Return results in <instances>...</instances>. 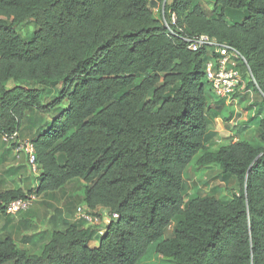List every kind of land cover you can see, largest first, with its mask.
<instances>
[{"label":"trees","instance_id":"obj_1","mask_svg":"<svg viewBox=\"0 0 264 264\" xmlns=\"http://www.w3.org/2000/svg\"><path fill=\"white\" fill-rule=\"evenodd\" d=\"M154 1L161 21L150 0H0V135L20 139L28 111L57 113L31 139L36 187L1 193L0 214L33 191L82 180L85 208L118 215L95 248L94 229L74 225L50 232L39 255L0 237V264H264V0H213L209 14L200 0ZM27 21L36 31L24 41L15 27ZM198 35L242 56L261 98L251 108L257 142L210 146L211 48L192 52L182 40ZM192 164L233 181L231 200L185 201Z\"/></svg>","mask_w":264,"mask_h":264},{"label":"rangeland","instance_id":"obj_2","mask_svg":"<svg viewBox=\"0 0 264 264\" xmlns=\"http://www.w3.org/2000/svg\"><path fill=\"white\" fill-rule=\"evenodd\" d=\"M200 1L205 12L209 14L213 9V0ZM149 7L154 16L161 21L160 14L162 9H160L159 5L149 2ZM15 30L21 39L28 41L31 40L36 27L32 21H27L16 25ZM240 70L245 79V70L242 67H240ZM58 91L59 88H53L48 91L44 102L50 103L54 100L57 97ZM207 100L211 105L212 113L215 115L209 125V143L212 148H218L231 141L247 140L255 143L259 140L258 121L253 126L250 125V120L246 122L241 120L242 114L244 116L246 113L249 117L252 113L254 114L255 110H251L252 104H259L261 101L258 93L252 99H237L232 103L221 104L216 100L213 93L209 91L207 93ZM63 105L66 107V103ZM45 123L46 121H44L43 117L33 114L30 122L25 121L20 139L33 140L32 132L34 127ZM32 126L34 127L32 128ZM7 148L10 150H7ZM16 182L26 192L36 187L34 185H37L35 178L29 171L24 156L17 157L12 152L10 144L4 143L0 139V188L8 189L11 187V184H15ZM183 185L185 201L193 197H214L220 201H229L238 189L233 181H222L217 167H198L195 164L190 165L186 169L183 175ZM84 187L85 183L82 180H73L61 190L41 196L39 201L34 203L28 211L16 216L17 218L6 217L0 214V237L11 238L19 249L26 251L30 255H39L43 243L49 238L50 232L54 230L64 231L67 227L74 225L80 228L94 229L93 239L89 247L95 248L98 245L100 237L98 230L104 229V225L102 222H98L97 225H89L77 220L75 216L77 208L84 205ZM173 227L171 225L166 230L165 239L172 236ZM144 264L175 263L162 256H155Z\"/></svg>","mask_w":264,"mask_h":264},{"label":"built area","instance_id":"obj_3","mask_svg":"<svg viewBox=\"0 0 264 264\" xmlns=\"http://www.w3.org/2000/svg\"><path fill=\"white\" fill-rule=\"evenodd\" d=\"M171 22H175V15L171 16ZM164 25L169 30L166 22H164ZM182 40L185 42L187 50L192 52L203 47L211 48V52L204 64V73L205 79L216 98L224 100L227 104L235 102L238 98L251 96L253 90L247 87L246 80L239 70V66L244 63V60L234 48L227 44L217 43L206 35L187 37ZM248 72L247 70V75L250 77ZM253 87L256 89L255 85ZM0 139L4 143L12 145V150L17 157L24 156L31 175L37 179L40 174V166L37 162L32 142L30 140H21L17 135H0ZM40 197L33 191L24 199L5 204V215L16 217L28 211L34 203L39 201ZM75 216L77 220L89 225H97L98 222H102L104 227L118 218V215L110 214L101 208L90 210L85 208V206L78 207ZM104 229L98 230V235L101 236L104 233Z\"/></svg>","mask_w":264,"mask_h":264},{"label":"crops","instance_id":"obj_4","mask_svg":"<svg viewBox=\"0 0 264 264\" xmlns=\"http://www.w3.org/2000/svg\"><path fill=\"white\" fill-rule=\"evenodd\" d=\"M150 2L151 3H153L154 1L153 0H150ZM242 75H243V73H241ZM244 74H246V73H244ZM248 83V81H246V84ZM247 87L248 88H251L253 91H252V94H251V96L250 97H245V98H243V99H252L253 97H255L256 96V93H258V91H256L255 89H254V87L253 86H248L247 85ZM261 102V101H260ZM254 104V103H253ZM258 104V103H257ZM65 108V105H62L61 106V109H64ZM252 110V109H251ZM33 114H37L36 113V111H28L26 114H25V119H24V121H23V124H22V128H21V132L19 133V137L21 136V133H22V131H23V127H24V123H25V121L27 122H30L31 120H32V118H33ZM55 114H57L56 112L55 113H51V114H47V115H43V116H41V117H43V119H44V121H46V123L45 124H41L40 126H32V128L34 127V130H33V132H32V135H33V137L35 136H37L38 134H40V133H42V131L43 130H45V128H46V125H47V123L48 122H50V121H52L55 117H56V115ZM48 116H50V117H48ZM241 120L242 121H244V122H246V121H249L250 120V125H255L256 124V121H258L259 119H257V118H255V111H254V114L252 113L251 114V116L249 117V116H247V114L245 113L244 114V116H243V114H242V117H241ZM7 150H10V149H8L7 148ZM25 159V158H24ZM11 168V167H10ZM17 186V187H16ZM34 186H36V185H34ZM15 189H21V190H23L22 189V186L21 185H19L18 184V182H16L15 184H11V187L10 188H8V189H1L0 188V194L1 193H4L5 191H7V190H15ZM23 191H25V190H23ZM26 192V191H25ZM44 195V194H43ZM42 195V196H43ZM1 216V215H0ZM6 217H9V216H6ZM12 218V217H11ZM14 218H17V217H14ZM30 223V222H29ZM1 230V229H0ZM0 234H1V232H0ZM94 248V247H93Z\"/></svg>","mask_w":264,"mask_h":264},{"label":"water","instance_id":"obj_5","mask_svg":"<svg viewBox=\"0 0 264 264\" xmlns=\"http://www.w3.org/2000/svg\"><path fill=\"white\" fill-rule=\"evenodd\" d=\"M155 4H157L155 1H154Z\"/></svg>","mask_w":264,"mask_h":264}]
</instances>
